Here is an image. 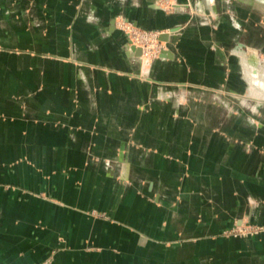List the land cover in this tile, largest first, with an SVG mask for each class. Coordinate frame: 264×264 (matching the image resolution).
Here are the masks:
<instances>
[{
	"label": "crops",
	"instance_id": "crops-1",
	"mask_svg": "<svg viewBox=\"0 0 264 264\" xmlns=\"http://www.w3.org/2000/svg\"><path fill=\"white\" fill-rule=\"evenodd\" d=\"M162 1L0 0V264H264V0Z\"/></svg>",
	"mask_w": 264,
	"mask_h": 264
},
{
	"label": "rangeland",
	"instance_id": "rangeland-1",
	"mask_svg": "<svg viewBox=\"0 0 264 264\" xmlns=\"http://www.w3.org/2000/svg\"><path fill=\"white\" fill-rule=\"evenodd\" d=\"M161 4L166 9H170L172 7L171 3L168 1H162ZM117 26L125 34L126 39L130 44L129 47H131L132 44L134 46L140 45L143 47L138 46L141 49V53L139 55L140 59L147 63H151L154 59L159 57V53L166 43L158 38L160 31L141 28L128 20H120ZM262 231H264V225L240 223L224 229L221 232V235L248 237Z\"/></svg>",
	"mask_w": 264,
	"mask_h": 264
},
{
	"label": "water",
	"instance_id": "water-1",
	"mask_svg": "<svg viewBox=\"0 0 264 264\" xmlns=\"http://www.w3.org/2000/svg\"><path fill=\"white\" fill-rule=\"evenodd\" d=\"M176 29H177V27H174L172 29V31H174ZM158 38L160 40L164 41V42H167L168 41V33L167 32H162V33L159 34ZM132 46L135 49L136 55L139 56L140 53H141V49L138 46H134L133 44H132ZM164 52H165V49L162 48L160 53H159V57H161L164 54Z\"/></svg>",
	"mask_w": 264,
	"mask_h": 264
},
{
	"label": "bare ground",
	"instance_id": "bare-ground-1",
	"mask_svg": "<svg viewBox=\"0 0 264 264\" xmlns=\"http://www.w3.org/2000/svg\"><path fill=\"white\" fill-rule=\"evenodd\" d=\"M139 48H140V47H139ZM130 49H134L132 45H131Z\"/></svg>",
	"mask_w": 264,
	"mask_h": 264
},
{
	"label": "built area",
	"instance_id": "built-area-1",
	"mask_svg": "<svg viewBox=\"0 0 264 264\" xmlns=\"http://www.w3.org/2000/svg\"><path fill=\"white\" fill-rule=\"evenodd\" d=\"M132 41V40H131ZM132 42H134V41H132ZM136 45V44H135ZM137 46H140V45H137ZM140 47H142V46H140ZM143 48V47H142Z\"/></svg>",
	"mask_w": 264,
	"mask_h": 264
}]
</instances>
